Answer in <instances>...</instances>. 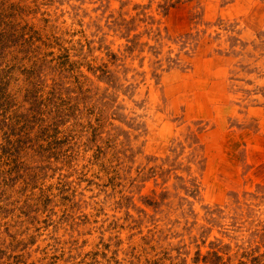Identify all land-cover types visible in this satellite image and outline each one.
<instances>
[{"label":"rangeland","instance_id":"rangeland-1","mask_svg":"<svg viewBox=\"0 0 264 264\" xmlns=\"http://www.w3.org/2000/svg\"><path fill=\"white\" fill-rule=\"evenodd\" d=\"M0 264H264V0H0Z\"/></svg>","mask_w":264,"mask_h":264}]
</instances>
